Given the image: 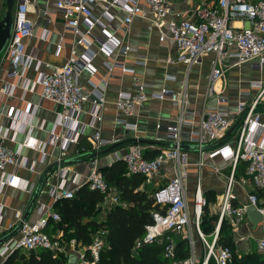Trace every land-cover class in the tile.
<instances>
[{"label": "built area", "instance_id": "1", "mask_svg": "<svg viewBox=\"0 0 264 264\" xmlns=\"http://www.w3.org/2000/svg\"><path fill=\"white\" fill-rule=\"evenodd\" d=\"M96 1H55V8L61 12L63 28L73 33L78 44H86L92 31L99 27L102 34L95 37L93 42L97 44L101 52L107 56L116 50L123 55L127 54L129 47L121 46L114 37L117 31V27L111 24L114 8L118 7L126 11L127 14L122 20L125 27L134 16H143L149 12L150 25L158 32L159 41L170 40L176 46L177 55L169 61L183 63L189 69L199 64L203 56L207 54L214 56L205 96L210 97L215 93L214 86L218 80L224 78L228 67L255 61L260 68L264 65V0H214L211 4L196 9L190 19L182 18L175 13L169 0H105L101 16L96 17L92 12ZM30 2L31 0H15L12 32L4 50L5 56L13 67L8 73L9 78L22 79L29 66L30 58L25 53V40L32 36L34 28V23L27 16V7ZM236 22L240 25L236 26ZM59 49L60 46L57 47V52ZM93 56V53L88 52L78 58L76 51L72 48L63 65L49 73H40L36 79V83L41 87V98L52 100L60 108L57 111V124L61 125L62 134L51 133L50 142L61 140V151L56 159V166L59 167L61 175L64 170L61 163L67 153L66 146L69 142L76 140L81 106L86 99L83 89L77 82V71L80 68H89ZM114 66L115 64H106L108 70H112ZM121 68L123 71L132 72L123 65ZM133 81L135 93L119 92L116 97V110L120 114L131 115L137 105L149 98L174 102L179 112L176 121L166 130L171 147L160 149L152 158L144 157L143 149L137 144L124 155L114 154L117 160L124 162L129 174L142 175L147 183L165 164L171 163L173 168V175L168 182L152 192L151 197L157 209L151 212L152 222L145 226L143 238L135 242L133 249L143 244L164 240L163 254L169 259L168 264H230L232 253L229 247H218L216 244L220 223L226 221L231 228H237L244 220L248 207H254L260 214H264V206L259 205L257 195V190L264 192V114L257 109L264 103V83L252 82V86L257 90L255 96L249 101L240 99L233 108L226 111L203 112L196 129L189 138L199 148L214 143L207 153L208 158L219 156L233 170L239 162H245V173L254 189L247 194L244 202L234 205L232 203L236 198L232 192L234 179L232 174L229 176L219 206L218 225L212 232V240L207 242L200 231L201 213L206 200L200 186L196 187L192 223L205 245V254L197 263L193 249L190 250L187 258L182 260L175 258L176 244L172 236L173 233L180 234L189 230L191 224L186 201L189 161L187 154L179 148L183 127L195 125L193 119L187 117L186 108L189 101L186 80L178 91L162 88L159 92L150 95L145 93L146 85L143 82H138L136 79ZM23 86L24 88L27 86L26 79ZM13 87V84L8 85L6 89L10 88V90L6 91L11 93ZM93 87L98 91L92 101L93 108L88 126L93 128L94 147L98 150L108 144L107 140L101 137L98 127L102 120L99 111L105 99L103 88ZM219 100L223 99L219 98ZM7 117L12 120V130H19V127L15 129L14 124L18 122V118L12 108L8 110ZM20 123L23 122L20 121ZM234 130L236 136L233 143H219ZM6 133L7 131L0 130V192L7 186H16L18 180L15 171L7 172L8 167L15 169L23 167L33 171V163L22 152L23 149L44 153L45 148V144L28 135L15 148H8L4 145ZM86 185L89 190L102 194L104 202L113 205L118 203V194L107 185L97 167L94 166L90 170ZM74 195L73 190L65 188L63 178L49 188V196L54 202L60 199H71ZM42 208L43 206L39 209L40 216L36 221L23 222L14 248L26 251L44 248L53 253L66 255V241L63 240L62 231L57 230L55 234H48L45 231L49 221L60 220L59 214L55 211L44 213ZM105 234V230H99L92 235L88 245L76 243V246H79L75 249L76 264H98L100 253L107 248ZM187 237L191 243L189 231ZM74 242L75 240H72V244H75ZM255 247L260 254L264 255V231L255 239ZM11 250L9 244H3L0 255L6 257ZM0 264H5V261H1Z\"/></svg>", "mask_w": 264, "mask_h": 264}, {"label": "crops", "instance_id": "2", "mask_svg": "<svg viewBox=\"0 0 264 264\" xmlns=\"http://www.w3.org/2000/svg\"><path fill=\"white\" fill-rule=\"evenodd\" d=\"M55 1L31 0L28 4L27 16L34 23V28L32 36L25 40V53L30 59L29 66L22 79L8 77V73L13 69L12 64L4 52L0 55V130L7 131L4 145L13 149L23 141L26 135L45 144L44 153L35 150H22L33 163V171L23 167L7 168V172L15 171L18 180L16 186H7L0 192V237L11 231L21 219L36 186L48 169L41 190L25 221H36L40 216L39 209L41 206H43L44 213L55 211V202L49 196V188L52 184L60 182L62 178L65 182V188L73 190L75 194L80 187L87 186V175L94 166L100 169L110 167L117 161L123 162L116 159L115 153L124 155L133 145L137 144L143 149L145 155L151 156L162 148L171 147L172 144L166 136V130L176 121L179 115L174 102L149 98L137 105L131 115L125 116L116 110L115 100L119 92L135 93L134 79L146 85L145 93L148 95L159 92L162 88L178 91L182 88L183 81L186 80V93L189 101L186 108L187 117L192 118L195 125L193 127L189 125L183 127L180 145L183 146L181 151L187 154L189 161L186 179V201L191 224L189 230L180 234L173 233L172 236L177 245L182 238L189 240L187 237L189 231L192 244L188 241V245L190 250L193 249L196 261L199 263L205 254V245L192 223L196 187L200 186L202 193H206L207 197L211 198L208 201L203 195L206 200L207 211L209 210V213H207L215 215V217L217 215L213 223V230L208 231L206 234L200 229L202 234L207 236V239L211 238L212 232L218 225V201L222 200L229 176L232 174L234 179L232 187V192L236 196L232 201L234 205L244 202L247 194L254 189L245 173L235 175V168L233 170L219 156L208 158L207 153L214 143L199 148L189 138L196 129L203 112L226 111L233 108L240 99L251 100L257 90L252 86V82L264 83V65L260 68L255 61L228 67L224 78L216 82L214 86L215 93L210 97L205 96L214 56L212 54L203 56L199 64L193 65L189 69L183 63L169 61L177 55L176 46L170 40L159 41L158 32L150 25L151 15L149 12H146L143 16H134L132 21L125 27L122 20L127 14L126 11L118 7L114 8V18L111 21V24L117 27L114 37L121 46H128L129 51L123 55L116 50L107 56L93 42L95 37L101 36L102 30L96 27L91 36L87 38L86 44H78L73 33L63 28L61 12L55 8ZM104 1L97 0L92 7L93 15L96 17L101 16ZM169 1L175 13L182 18L190 19L196 9L207 6L214 0ZM4 11L5 0H0V18ZM102 21L104 22V20ZM235 25L239 26L240 24L236 22ZM58 46H60V49L57 52ZM72 48L76 51L78 58L88 52L93 53L94 56L90 61L89 68H80L77 71V82L83 89L86 99L81 106L79 124L75 134L76 140L69 142L66 146L67 153L61 163L64 168L61 175L59 167L56 166V159L61 151V140L50 142L51 133L62 134V127L57 124V111L60 108L52 100L41 98V87L36 83V79L40 73H49L56 67L63 65ZM226 61L229 62L230 60ZM106 64H115V66L112 70H108ZM122 65L132 70V72L123 71ZM25 79L27 82L26 88L23 86ZM12 84L14 87L10 93L6 91L10 88H6ZM93 86L103 88L105 99L99 111L102 120L98 127L101 131V137L107 140L108 144L98 150L94 147L93 128L88 126L90 112L93 108L92 101L98 91L94 90ZM219 98L223 100L218 101ZM11 108L18 118V122L14 124L16 125L15 129L19 127V130L16 129V131L12 130V120L7 117V112ZM257 109L264 114V103ZM20 121L23 123H20ZM24 124L26 125L23 126ZM235 136L234 130L219 143L231 144ZM134 139L146 140L151 143L132 142ZM116 144L120 145L112 151L85 161L90 153ZM66 160L71 161L63 165ZM126 173L129 174L127 170ZM172 175V164L167 163L160 168L149 183L143 181L139 189L150 195L164 186ZM111 188L118 194V190L114 185H111ZM258 196L259 205L264 206V192L260 191ZM117 204L123 207L127 206L125 201L119 200ZM112 205L104 202L103 199L95 206L97 211L95 219L98 221L103 220L105 213ZM261 215L263 221L258 222L255 226L245 214L244 220L237 228H231V236L239 254L250 252L255 248V239L264 231V214ZM56 231L57 229L51 230L50 233L55 234ZM17 238L18 233L4 243L9 244L12 250L6 257L0 255V262L3 260L6 262L8 257L17 249L14 248ZM207 239L206 241L210 242ZM72 240L74 239L66 241L65 251L67 257L70 255L75 257V263L68 262L67 264H76L75 249L79 246H76V242L72 244ZM2 246H0V250Z\"/></svg>", "mask_w": 264, "mask_h": 264}, {"label": "trees", "instance_id": "3", "mask_svg": "<svg viewBox=\"0 0 264 264\" xmlns=\"http://www.w3.org/2000/svg\"><path fill=\"white\" fill-rule=\"evenodd\" d=\"M152 158L155 155L147 156ZM246 163L239 162L234 174L245 173ZM107 185H114L118 190L120 201L127 203L126 207L120 204L112 205L104 215V219H95V206L103 201V196L97 191L89 190L87 186L80 187L73 198L61 199L55 202V211L60 220L49 221L45 231L51 234V230H61L63 240L74 239L76 243L88 245L92 235L105 230L107 248L100 253L98 264H168L169 259L164 256L165 241L143 244L133 249L137 240L143 238L145 226L152 222L151 212L157 209L147 192L141 191L139 186L144 181V176L139 174H127L125 164L121 161L113 163L110 167L99 169ZM245 176L248 177L245 173ZM261 190H257V195ZM262 192V191H261ZM205 197L207 194L204 193ZM259 197V196H258ZM209 201V200H208ZM217 215H209L205 205L201 213L200 229L202 232L213 230V223ZM52 227V228H50ZM231 227L226 221H222L218 231L216 244L218 247H229L232 253L230 264H264V255L260 254L256 247L250 252L239 254L235 248L231 236ZM206 236V235H205ZM207 239L208 241L212 240ZM190 255L187 238L178 241L175 248V258L182 260ZM18 258V259H17ZM63 253H53L44 248L23 251L17 248L8 257L5 264H67L68 259Z\"/></svg>", "mask_w": 264, "mask_h": 264}, {"label": "water", "instance_id": "4", "mask_svg": "<svg viewBox=\"0 0 264 264\" xmlns=\"http://www.w3.org/2000/svg\"><path fill=\"white\" fill-rule=\"evenodd\" d=\"M14 5H15V0H5V11L2 14L1 18H0V55L4 52L5 47L9 41L11 32H12V26H13V9H14ZM230 132V131H229ZM132 142H138V143H151L149 141L146 140H132ZM161 144V143H158ZM120 144H116L114 146H110L106 149L100 150V151H96V152H92L90 153L86 158L85 161H89L92 158L99 156L101 154H105L109 151H112L113 149H115L116 147H118ZM162 145V144H161ZM212 145V144H211ZM179 148L182 149L183 146L179 145ZM68 161L71 160H66L64 162L63 165L68 164ZM74 161H80V160H74ZM49 171V169L44 172V174L42 175L38 185L36 186L33 195L30 199L29 204L27 205L21 219L18 221V223L16 224V226L9 232H7L6 234H4L3 236L0 237V246L3 245L8 239H10L13 235H15L16 233H18L19 229L21 228L23 222H25L27 216L29 215L30 211L33 208V205L35 203V200L41 190V187L43 185L44 179L47 175V172ZM246 215L247 218L250 220V222L255 226L258 222H262L263 221V216L254 208V207H248L246 210ZM69 263H75V257L73 255L69 256Z\"/></svg>", "mask_w": 264, "mask_h": 264}, {"label": "rangeland", "instance_id": "5", "mask_svg": "<svg viewBox=\"0 0 264 264\" xmlns=\"http://www.w3.org/2000/svg\"><path fill=\"white\" fill-rule=\"evenodd\" d=\"M2 55V54H1ZM220 202H221V199H220V201H218V203H219V206H220ZM218 205V204H217ZM208 213H209V210L207 211Z\"/></svg>", "mask_w": 264, "mask_h": 264}]
</instances>
